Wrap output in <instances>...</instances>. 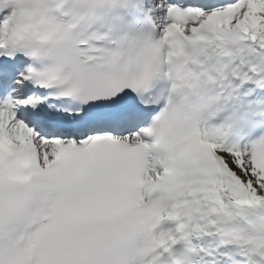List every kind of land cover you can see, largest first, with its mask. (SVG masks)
Listing matches in <instances>:
<instances>
[{
	"label": "snow or ice",
	"instance_id": "1",
	"mask_svg": "<svg viewBox=\"0 0 264 264\" xmlns=\"http://www.w3.org/2000/svg\"><path fill=\"white\" fill-rule=\"evenodd\" d=\"M0 264H264V0H0Z\"/></svg>",
	"mask_w": 264,
	"mask_h": 264
}]
</instances>
